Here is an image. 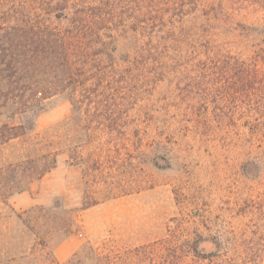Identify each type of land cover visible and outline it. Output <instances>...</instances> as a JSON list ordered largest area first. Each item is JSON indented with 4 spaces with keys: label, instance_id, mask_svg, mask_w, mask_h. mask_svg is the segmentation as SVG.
I'll return each instance as SVG.
<instances>
[{
    "label": "rangeland",
    "instance_id": "374dc122",
    "mask_svg": "<svg viewBox=\"0 0 264 264\" xmlns=\"http://www.w3.org/2000/svg\"><path fill=\"white\" fill-rule=\"evenodd\" d=\"M3 16L30 48L88 56L69 87L45 75L31 131L25 79L0 82V264H264V0H0Z\"/></svg>",
    "mask_w": 264,
    "mask_h": 264
},
{
    "label": "trees",
    "instance_id": "16d2710c",
    "mask_svg": "<svg viewBox=\"0 0 264 264\" xmlns=\"http://www.w3.org/2000/svg\"><path fill=\"white\" fill-rule=\"evenodd\" d=\"M11 19L8 16L0 18V82L5 79L8 84L16 85L20 79H25L28 89L33 92L31 97L33 102L27 107L29 114L25 115V121L19 127L27 126L31 131L34 117L44 109L43 101L49 99L46 95L47 89L57 86L56 80L48 82L45 75L51 73L56 76L57 72L61 71L65 75L62 81L69 87L75 82L74 78L78 71V63L74 59L85 60L84 58H87L88 55L85 50L73 49L64 45L44 50L36 47L30 48L28 43L34 38L27 35L25 26L27 23L16 16ZM109 57H112L111 54ZM46 59H50V63H44ZM14 76H21V78L17 81H10ZM52 78L54 79V77ZM17 103L13 101L14 105ZM244 167L243 170L246 171V166ZM251 171L254 172L247 170V173L255 177L257 168Z\"/></svg>",
    "mask_w": 264,
    "mask_h": 264
}]
</instances>
